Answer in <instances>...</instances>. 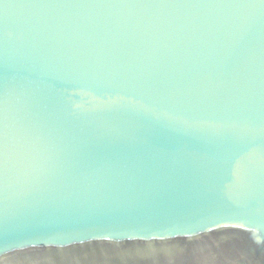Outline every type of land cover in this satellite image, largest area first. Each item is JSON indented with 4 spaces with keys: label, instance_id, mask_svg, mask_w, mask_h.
I'll list each match as a JSON object with an SVG mask.
<instances>
[{
    "label": "water",
    "instance_id": "95a60500",
    "mask_svg": "<svg viewBox=\"0 0 264 264\" xmlns=\"http://www.w3.org/2000/svg\"><path fill=\"white\" fill-rule=\"evenodd\" d=\"M0 264H264V0H0Z\"/></svg>",
    "mask_w": 264,
    "mask_h": 264
}]
</instances>
